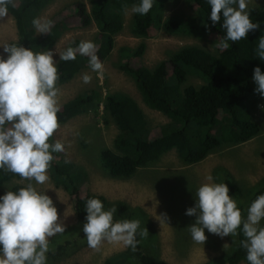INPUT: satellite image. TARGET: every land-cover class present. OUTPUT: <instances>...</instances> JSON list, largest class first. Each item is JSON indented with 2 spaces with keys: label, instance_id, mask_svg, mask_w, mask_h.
I'll return each mask as SVG.
<instances>
[{
  "label": "trees",
  "instance_id": "1",
  "mask_svg": "<svg viewBox=\"0 0 264 264\" xmlns=\"http://www.w3.org/2000/svg\"><path fill=\"white\" fill-rule=\"evenodd\" d=\"M52 1L15 0V7L9 6L8 12L15 20L18 36L8 44L32 48L34 52L51 49L66 28L64 22L54 21L49 33L40 35L35 33L31 21ZM89 1V10L84 2L77 1L73 11L83 26L95 23L98 30L96 54L102 62L114 49L115 36L123 29L124 10L138 0ZM166 1L154 0L152 9L146 15L133 14L132 33L146 37L152 28H161L171 34L198 37L214 32L218 41L224 39L222 21L213 26L207 20L210 6L206 0H191L197 8L196 15L175 14L164 18ZM247 11L250 19L259 23L260 27L237 42L228 41V47H221L216 53L187 45L171 52L168 58L159 61L153 68H148L140 66L146 49L144 42L135 48L120 47V69L133 78L144 103L170 119L159 125V134L153 135L142 109L130 95L123 92L103 95L97 88L85 90L64 102L57 113L58 125L90 111L98 113L102 108L104 114L116 123L118 133L113 146L101 150V158L105 170L118 178L131 176L139 167L157 160L172 149H176L182 162L189 165L202 161L223 146L237 145L260 135L262 127L254 120V107L262 98L254 92L255 84L251 77L256 66L264 72V61L255 56L256 41L264 35V4L251 6ZM79 42L72 39L66 48H74ZM86 59L79 55L67 62L58 59L59 79L56 85L70 81L83 68ZM131 61L136 66H132ZM189 75L200 77L203 83L199 86L185 84ZM53 157L49 170L55 185L63 187L72 196L77 218L85 221L86 200L95 197L105 205L107 199L104 195L88 192L84 182H78L82 170H77L74 163L56 158L55 154ZM14 178L21 177L0 170V195L3 194L1 187ZM222 182L227 184L229 195L237 202L242 218L249 204L264 193L263 184L247 201L242 202L244 190L234 177L227 173ZM23 186L15 184L12 191ZM229 238L230 245L224 252V260L228 264H248L245 250L240 247L243 236L239 229L236 236ZM136 239L135 250L126 247L108 257L105 264H167L156 254L146 251L139 235ZM67 244H72V241L59 244L47 255L53 258L54 254L65 250Z\"/></svg>",
  "mask_w": 264,
  "mask_h": 264
},
{
  "label": "rangeland",
  "instance_id": "2",
  "mask_svg": "<svg viewBox=\"0 0 264 264\" xmlns=\"http://www.w3.org/2000/svg\"><path fill=\"white\" fill-rule=\"evenodd\" d=\"M77 1L84 2L88 10L90 9L89 0H53L37 16L62 21L66 26L50 49L54 51L55 61L58 60L55 49L58 52L63 51L72 39L89 40L94 44L97 41L98 30L95 23L83 26L73 11V5ZM262 4L264 0H251L247 9ZM131 7H127L123 12V29L115 36L114 49L102 61L103 71L100 73L91 71L86 59L83 68L70 81L56 85L58 107L91 88L99 89L103 95L123 92L138 103L150 130L153 135H157L159 125L170 119L160 111L149 108L144 103L133 78L120 69V47L135 48L144 42L146 49L141 57L140 66L153 68L159 61L168 58L171 52L187 45H196L216 53L221 48L220 41L214 32L205 37H198L171 34L161 28H152L146 37H138L131 30L134 14L130 11ZM196 11L197 8L191 0H168L164 6L163 17L175 14L196 15ZM17 36L15 20L8 12L6 17L0 18V44H8L16 40ZM131 65L136 66L133 61ZM83 73L90 77L87 84L81 80ZM202 83L200 77L189 75L185 84L199 86ZM258 105H264V99H259L254 107L253 119L262 127L260 135L237 145L223 146L194 164H184L176 149H172L157 160L139 167L129 177H112L103 166L101 150L113 146L118 127L111 117L104 114L102 108L98 113L90 111L59 125L50 139L51 142L60 141L64 145V150L52 155L70 161L75 164L77 170H82L85 176L79 172L78 182H84L88 192L104 195L107 199L105 209L116 206L114 220H139V229L146 233L141 237L144 248L159 256L165 263L203 264L210 261L211 264H228L223 255L230 245L229 236L220 238L205 230V242L203 244L193 242L187 227L194 223L195 217L185 215V211L194 205V192L201 184L208 182L206 177L211 176L212 182L220 183L227 173H232L228 166L229 164L233 168L230 159L237 166L233 170L244 190L242 202L247 201L254 190L263 186L264 111H261ZM47 176L48 179L43 184H36L34 180L14 178L1 187L4 194L8 190L12 191L15 184L26 185L31 182L36 190L45 192L53 200L58 219L66 226V231L50 238L49 251L55 250L59 244L68 240L72 241V244H67L65 250L54 254L53 258L46 253V264H105L108 257L127 247L122 243L101 241L96 249L89 248L82 232L85 221L77 218L72 196L63 187L55 185L49 168ZM162 217L166 219L163 220ZM261 225H264V219Z\"/></svg>",
  "mask_w": 264,
  "mask_h": 264
},
{
  "label": "clouds",
  "instance_id": "3",
  "mask_svg": "<svg viewBox=\"0 0 264 264\" xmlns=\"http://www.w3.org/2000/svg\"><path fill=\"white\" fill-rule=\"evenodd\" d=\"M251 0H206L210 6L207 20L215 26L222 21L223 48L228 41L237 42L260 27L253 22L246 10ZM154 0H138L131 13L146 15ZM15 0H0V18L8 14ZM54 21L40 16L32 19L36 34H48ZM0 170H5L36 184L47 181V170L53 161V153L62 152L64 145L53 140L59 127L57 113L59 79L54 51L34 52L17 44H0ZM97 46L89 40L80 41L76 47H67L55 54L61 62L75 60L77 55L87 58L91 71H103L102 62L96 54ZM6 54V56L4 55ZM255 56L264 61V35L256 41ZM254 92L264 99V72L259 66L253 68ZM87 84L90 77L81 75ZM264 111V105H258ZM201 184L194 192L195 202L185 211L194 216V223L187 227L193 242L203 244L205 230L220 238L234 237L237 230L242 234L240 247L245 250L248 264H264V193L258 195L247 207L242 218L237 202L229 195L226 183ZM86 213L82 232L89 248L96 249L101 241L122 243L135 250L136 236L143 237L144 230L136 219L114 220L116 206L105 209L98 198L85 202ZM163 220L166 217H162ZM66 226L58 219L57 208L50 196L34 188L30 182L15 191L0 195V264H46L49 240L64 233Z\"/></svg>",
  "mask_w": 264,
  "mask_h": 264
},
{
  "label": "crops",
  "instance_id": "4",
  "mask_svg": "<svg viewBox=\"0 0 264 264\" xmlns=\"http://www.w3.org/2000/svg\"><path fill=\"white\" fill-rule=\"evenodd\" d=\"M229 162L232 164V166H233V168L228 164V166L231 168V169H229L232 173V176L234 177V179L239 183V179H238V176H237V174L235 173V171L233 170L234 168H236L237 166H235L233 163H232V161H231V159L229 160ZM226 165V164H225ZM227 166V167H228ZM228 167V168H229Z\"/></svg>",
  "mask_w": 264,
  "mask_h": 264
}]
</instances>
